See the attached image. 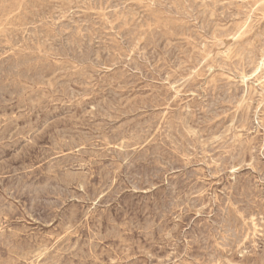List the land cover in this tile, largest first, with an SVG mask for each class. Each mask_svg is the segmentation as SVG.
<instances>
[{
  "label": "rangeland",
  "instance_id": "374dc122",
  "mask_svg": "<svg viewBox=\"0 0 264 264\" xmlns=\"http://www.w3.org/2000/svg\"><path fill=\"white\" fill-rule=\"evenodd\" d=\"M0 264H264V0H0Z\"/></svg>",
  "mask_w": 264,
  "mask_h": 264
}]
</instances>
